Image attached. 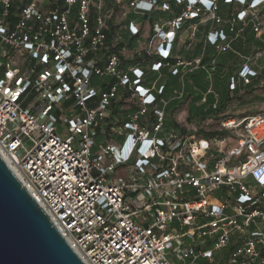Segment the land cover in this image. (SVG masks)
<instances>
[{
    "label": "built area",
    "instance_id": "1",
    "mask_svg": "<svg viewBox=\"0 0 264 264\" xmlns=\"http://www.w3.org/2000/svg\"><path fill=\"white\" fill-rule=\"evenodd\" d=\"M168 1L179 12L142 43L165 0H0V154L85 264H196L226 247L227 264H264V110L203 137L202 120L166 127L163 85L145 81L194 16L264 43V0ZM230 38L206 42L220 51Z\"/></svg>",
    "mask_w": 264,
    "mask_h": 264
},
{
    "label": "crops",
    "instance_id": "2",
    "mask_svg": "<svg viewBox=\"0 0 264 264\" xmlns=\"http://www.w3.org/2000/svg\"><path fill=\"white\" fill-rule=\"evenodd\" d=\"M165 4L168 5V9L163 8ZM237 7L236 3L230 5L220 4L219 15L224 19L231 17ZM174 15H176V11L172 2L165 0L160 10L143 22L140 36L141 42L143 43L148 40L154 22L161 23L166 19L172 18ZM220 30L227 33L231 38L229 48L219 51L215 46L206 42V36L210 31ZM257 49H264V43L262 39H255L249 28L245 31V34L234 38L233 33L229 32L224 23L217 24L213 20L203 18L202 16H194L192 19L185 21L182 29L177 32V39L173 50L175 59L179 58L183 62V65L178 67V75L171 74L172 67L168 66L161 68L159 73L153 74L158 78V81H154L158 85L166 84V89L169 90L168 93L163 95L169 101L167 105L166 127L175 126L180 131H185L184 127H194V122L200 121L199 117H197L198 115L203 116L214 112L211 108L215 100L217 103H220L225 98L226 93L229 96L233 95V92L228 89L230 78H237L235 95H237L238 91H241L240 88L248 87L250 84L245 85L243 79L238 75L244 65L258 72L256 77L250 78L252 84L257 83L258 80L264 82V57L257 61L247 59ZM171 61L174 63V60ZM177 91H182L183 95L181 98H174ZM204 97L206 101L202 100ZM246 105L247 103H242L239 106L233 107V105L227 103L223 111L219 110L216 113L217 117L220 118L219 122L223 116L230 115V113H236L234 115H237L239 118L248 116L237 114V112L244 113ZM179 109H181L180 112ZM186 114L193 116L191 125L185 120ZM221 115L223 116L221 117ZM207 122L213 123L214 119L208 118L202 121L201 125ZM255 226L264 227V220H257ZM255 226L252 225L251 229ZM222 249H213L210 261L201 258L196 261V264H206V262L207 264H227V254L230 248L226 247V252ZM220 256L223 257L220 258ZM202 261L206 262L203 263Z\"/></svg>",
    "mask_w": 264,
    "mask_h": 264
},
{
    "label": "water",
    "instance_id": "3",
    "mask_svg": "<svg viewBox=\"0 0 264 264\" xmlns=\"http://www.w3.org/2000/svg\"><path fill=\"white\" fill-rule=\"evenodd\" d=\"M0 264H85L1 154Z\"/></svg>",
    "mask_w": 264,
    "mask_h": 264
},
{
    "label": "rangeland",
    "instance_id": "4",
    "mask_svg": "<svg viewBox=\"0 0 264 264\" xmlns=\"http://www.w3.org/2000/svg\"><path fill=\"white\" fill-rule=\"evenodd\" d=\"M248 84H250L251 86L245 87V88H240L241 91H238L237 95H235L233 92V95H231L229 100H228V104L233 105V107L234 106L236 107V105L239 106L242 103H247V105L245 106L246 109L244 110L245 111L244 113H238L237 112V114H240V115L243 114V116L250 115L252 113H256V112H259L261 110H264V82H260L258 80L257 83L252 84L251 80H250L249 83H245V85H248ZM251 102H252V104H251ZM180 110L181 109H179V112H180ZM221 111H223V110H221ZM234 114H236V113H230V115H234ZM176 116H178V115H176ZM222 116L223 115H221V117ZM183 117H185V116H183ZM187 117H188V114H186L185 120L188 124L191 125V122L193 119L189 120V119H187ZM179 124H183V123H179ZM218 124H219V118L217 117L214 119V122L211 125H209V126L202 125L203 127H201V128L213 129V128H217ZM225 249L226 248H223L222 250L226 252ZM222 257L223 256H220V258H222ZM170 262L172 264H178L172 258L170 259ZM202 262L205 263L206 261H202ZM206 264H207V262H206Z\"/></svg>",
    "mask_w": 264,
    "mask_h": 264
},
{
    "label": "trees",
    "instance_id": "5",
    "mask_svg": "<svg viewBox=\"0 0 264 264\" xmlns=\"http://www.w3.org/2000/svg\"><path fill=\"white\" fill-rule=\"evenodd\" d=\"M172 5H173V7H174V4H172ZM174 8H175L176 13L179 12V9H180L179 6H175ZM183 24H184V23H183ZM182 27H183V26H182ZM247 29H248V28H247ZM247 29H246V30H247ZM246 30H245V31H246ZM244 34H245V32H244ZM173 50H174V48H173ZM172 54L174 55L173 51H172ZM171 60H174V63H172ZM175 60H176V59H175L174 56H173V57L169 58L168 60L163 61V66H162L161 68H163V67H165V66L172 67V64L174 65L175 62H176ZM166 63H167L168 65H166ZM143 64H144L145 66L149 64V58H148L147 56L145 57V61H144ZM161 68H160V70H161ZM160 70L157 71V72H155V71L147 70L146 67H145V81H146L147 83H148V82H152V81H154V80L158 81V78H156L155 75H153V74H155V73H159ZM178 73H179V72H178ZM178 73H177V74H173V75H178ZM171 74H172V72H171ZM162 85H163V95H165V93H168L169 90L166 89V84H162ZM249 86H250V85H249ZM249 86H248V87H249ZM224 97H225V98H223L222 101H221L220 103H218V106H217L216 109L211 108V110H214V112H210V114H205V115H203V116H202V115H198L197 117H199V119L202 120V121H204V120H206V119H208V118H213V119L217 118L216 113H217L219 110L221 111V110H223V109L225 108V106H226V104L228 103V100H229V98H230L229 94H227V93H226V95H225ZM212 113H213V114H212ZM191 117H192V118H191ZM187 119L191 120V119H193V116L188 115ZM219 119H220V118H219ZM203 124L209 126V125H211L212 123L207 122V123H203ZM204 127H205V126H204ZM197 133L200 134V135L203 136V137H209V136H212V135H220V136L224 135V132L218 131L216 128H213V129H211V128H207V129L197 128Z\"/></svg>",
    "mask_w": 264,
    "mask_h": 264
},
{
    "label": "snow or ice",
    "instance_id": "6",
    "mask_svg": "<svg viewBox=\"0 0 264 264\" xmlns=\"http://www.w3.org/2000/svg\"><path fill=\"white\" fill-rule=\"evenodd\" d=\"M3 29H0V31H2ZM166 54V53H165Z\"/></svg>",
    "mask_w": 264,
    "mask_h": 264
}]
</instances>
